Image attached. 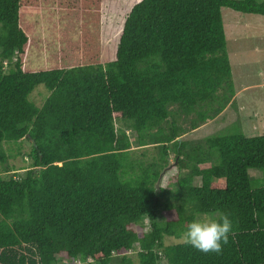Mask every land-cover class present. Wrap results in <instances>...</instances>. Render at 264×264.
I'll return each instance as SVG.
<instances>
[{
    "label": "trees",
    "instance_id": "trees-1",
    "mask_svg": "<svg viewBox=\"0 0 264 264\" xmlns=\"http://www.w3.org/2000/svg\"><path fill=\"white\" fill-rule=\"evenodd\" d=\"M223 8L264 16L257 0H141L102 58L103 0H0V264H135L132 251L139 264H264V135L236 121L182 140L237 93ZM36 13L59 42L39 68ZM25 141L21 176L5 146L22 155ZM174 166L175 191L160 184ZM209 214L233 221L222 254L165 244Z\"/></svg>",
    "mask_w": 264,
    "mask_h": 264
},
{
    "label": "rangeland",
    "instance_id": "rangeland-1",
    "mask_svg": "<svg viewBox=\"0 0 264 264\" xmlns=\"http://www.w3.org/2000/svg\"><path fill=\"white\" fill-rule=\"evenodd\" d=\"M141 0H103V24H102V58L111 55L116 49L118 37L121 33L123 23L131 9ZM259 2L264 0H257ZM223 22L226 31L228 52L232 64V72L236 86V96L233 105L221 113L216 119L209 121L203 127L190 132L182 137L184 141H198L213 136L238 121L241 123L242 131L246 137L264 135V16L255 14H244L229 8L222 9ZM29 21L37 20V34L45 40L42 44L45 49H33L28 57L30 67L39 68L47 65L50 49L58 47L59 42L53 41L56 30L53 29L55 18L49 17L47 13H36L28 17ZM52 44V45H51ZM49 92L44 86H39L32 95V100L37 106H42ZM119 129L126 126L117 122ZM133 138L135 133L128 131ZM7 154L12 155L8 161L10 166L15 167L21 176L29 164V159L24 155L30 151V144L23 143L22 155H18L16 146H5ZM14 155V156H13ZM172 162H173V158ZM178 169L170 167L163 173L160 184L163 188L177 189ZM251 178H261L258 170L250 171ZM200 184V179H196ZM216 219L219 214L206 215ZM199 218L205 217L199 215ZM162 216H159L161 219ZM146 224L148 221L145 222ZM183 242L182 239L167 237L165 244L174 245ZM130 256L138 263L136 251Z\"/></svg>",
    "mask_w": 264,
    "mask_h": 264
},
{
    "label": "clouds",
    "instance_id": "clouds-1",
    "mask_svg": "<svg viewBox=\"0 0 264 264\" xmlns=\"http://www.w3.org/2000/svg\"><path fill=\"white\" fill-rule=\"evenodd\" d=\"M233 232V221L227 214H221L219 220L207 216L195 218L188 223L181 239L187 245L205 254H222L223 246L228 243Z\"/></svg>",
    "mask_w": 264,
    "mask_h": 264
},
{
    "label": "built area",
    "instance_id": "built-area-1",
    "mask_svg": "<svg viewBox=\"0 0 264 264\" xmlns=\"http://www.w3.org/2000/svg\"><path fill=\"white\" fill-rule=\"evenodd\" d=\"M90 262L92 261L91 259L89 260ZM77 264H84L81 261H78Z\"/></svg>",
    "mask_w": 264,
    "mask_h": 264
},
{
    "label": "crops",
    "instance_id": "crops-1",
    "mask_svg": "<svg viewBox=\"0 0 264 264\" xmlns=\"http://www.w3.org/2000/svg\"><path fill=\"white\" fill-rule=\"evenodd\" d=\"M205 125H206V124H205ZM203 126H204V125H203ZM203 126H202V127H203Z\"/></svg>",
    "mask_w": 264,
    "mask_h": 264
}]
</instances>
